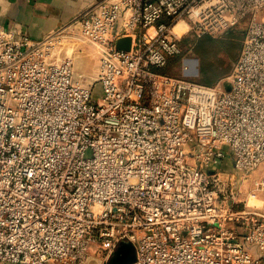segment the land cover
Returning <instances> with one entry per match:
<instances>
[{"label":"built area","instance_id":"1","mask_svg":"<svg viewBox=\"0 0 264 264\" xmlns=\"http://www.w3.org/2000/svg\"><path fill=\"white\" fill-rule=\"evenodd\" d=\"M182 22L244 26L227 83L160 72ZM75 25L96 90L54 59L68 32L0 24V264H107L121 243L133 264H264V0H95Z\"/></svg>","mask_w":264,"mask_h":264},{"label":"rangeland","instance_id":"2","mask_svg":"<svg viewBox=\"0 0 264 264\" xmlns=\"http://www.w3.org/2000/svg\"><path fill=\"white\" fill-rule=\"evenodd\" d=\"M176 30L179 34L186 33L179 43L180 53L170 59L165 73L174 77H188L203 85L211 86L220 81L227 83L225 80L231 73L241 50L244 26L240 25L223 36L196 35L191 31L188 32V26L183 22ZM66 57L71 61L74 79L85 87L93 85L97 72L96 75L88 72L91 65L96 64L98 53L82 39L79 27L76 25L62 39V44L56 49L54 59L59 61ZM184 68L188 70L184 71ZM93 86L95 90L98 88L96 84ZM222 169L223 171L230 170L227 163L223 164ZM257 201L260 199L253 202ZM130 246L128 256L132 258L135 251L131 244ZM87 264H101V259L93 256Z\"/></svg>","mask_w":264,"mask_h":264},{"label":"crops","instance_id":"3","mask_svg":"<svg viewBox=\"0 0 264 264\" xmlns=\"http://www.w3.org/2000/svg\"><path fill=\"white\" fill-rule=\"evenodd\" d=\"M94 1L0 0V24L16 34H24L34 40L56 32L65 34L73 28L77 15ZM98 65L99 58L96 59V64L91 65L88 73L96 75ZM262 197H259L260 201L249 203V206H255L264 213V194ZM251 252L254 256L260 254L255 248Z\"/></svg>","mask_w":264,"mask_h":264},{"label":"water","instance_id":"4","mask_svg":"<svg viewBox=\"0 0 264 264\" xmlns=\"http://www.w3.org/2000/svg\"><path fill=\"white\" fill-rule=\"evenodd\" d=\"M131 40L128 37L120 38L117 41V49L122 51H128L130 49ZM129 243H121L118 250L114 253L113 257L108 261L107 264H133L135 257L132 258L129 255Z\"/></svg>","mask_w":264,"mask_h":264},{"label":"trees","instance_id":"5","mask_svg":"<svg viewBox=\"0 0 264 264\" xmlns=\"http://www.w3.org/2000/svg\"><path fill=\"white\" fill-rule=\"evenodd\" d=\"M167 66H168V65H167ZM167 66H166V67H167ZM165 69H166V68L160 70V72L163 73V74H166V73H165Z\"/></svg>","mask_w":264,"mask_h":264},{"label":"bare ground","instance_id":"6","mask_svg":"<svg viewBox=\"0 0 264 264\" xmlns=\"http://www.w3.org/2000/svg\"><path fill=\"white\" fill-rule=\"evenodd\" d=\"M182 27V26H181Z\"/></svg>","mask_w":264,"mask_h":264}]
</instances>
